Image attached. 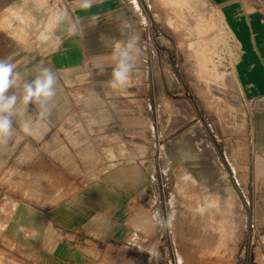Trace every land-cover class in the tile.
<instances>
[{
	"label": "rangeland",
	"instance_id": "374dc122",
	"mask_svg": "<svg viewBox=\"0 0 264 264\" xmlns=\"http://www.w3.org/2000/svg\"><path fill=\"white\" fill-rule=\"evenodd\" d=\"M139 1L158 38L157 78L144 68L125 101L111 102L122 134L114 126L96 148L77 150L80 124L37 132L31 150L0 167V264H27L1 240L19 198L55 204L71 179L131 198L129 239L97 250L98 264H264V152L254 147L251 121L264 108V0ZM187 142L203 149L214 180L199 179ZM215 185L231 220L213 201L197 205L217 195ZM157 209L174 217L170 229L155 223Z\"/></svg>",
	"mask_w": 264,
	"mask_h": 264
},
{
	"label": "crops",
	"instance_id": "0c3cea01",
	"mask_svg": "<svg viewBox=\"0 0 264 264\" xmlns=\"http://www.w3.org/2000/svg\"><path fill=\"white\" fill-rule=\"evenodd\" d=\"M50 2L0 0V59L13 63L21 74L18 87L10 91L19 94L23 82L31 81L41 67L51 68L57 76L56 96L50 102L51 115L41 120L36 106L29 103L27 113L31 115L28 123L32 134L23 131L25 119L14 117L13 135L7 143L0 144V167L17 150H31L33 134L39 132L42 137L53 129L76 126V123L82 128L79 126L75 134L80 142L73 149L96 148V138L111 134L118 124L111 102L118 106L122 98L125 101L128 87L138 86L131 80L143 73L144 68L156 78L160 71L158 38L144 18L139 0H96L87 12L80 11L78 0ZM182 3L193 5L189 0ZM58 9L67 10L72 17L84 18L82 40L67 34L66 22L56 27L50 25ZM93 16H99L97 23L91 19ZM123 20L139 36L136 67L131 84L113 90L108 81L115 61L111 46L105 47L102 38L122 39L119 23ZM49 31L54 32L52 39H40L41 33ZM248 89L253 90L250 86ZM251 121L254 147L264 152V108H255ZM115 131L122 134L118 128ZM67 182L69 195L59 202L37 204L19 198L3 223L1 240L12 246L14 254L27 264H98L97 250L120 244L131 232L133 206L124 191L100 182L85 186L78 180Z\"/></svg>",
	"mask_w": 264,
	"mask_h": 264
},
{
	"label": "clouds",
	"instance_id": "9594fccd",
	"mask_svg": "<svg viewBox=\"0 0 264 264\" xmlns=\"http://www.w3.org/2000/svg\"><path fill=\"white\" fill-rule=\"evenodd\" d=\"M96 0H78L80 11H89ZM98 22L99 16L91 17ZM67 23V34L69 36H79L83 39L85 33L84 18L72 17L65 9H58L50 20L53 27ZM95 25V24H94ZM92 25V26H94ZM119 31L122 39H104L105 47L111 46L112 58L115 61L112 67L111 77L108 84L113 90H122L129 84L131 74L136 67L135 49L137 47L139 36L131 29L130 24L123 20L119 23ZM54 37V32L49 31L47 34L41 33L40 39L50 40ZM58 39V38H57ZM104 69H100V74ZM20 72L16 66L5 60L0 59V144L7 143V140L14 132V117L25 119L23 131L26 134H32V127L28 121L31 115L27 113L29 103L36 106L37 116L41 120L47 119L51 115L50 102L56 96L57 76L55 72L48 67H41L39 73L31 79L24 81L19 94L10 91L18 87L17 80L20 78ZM155 223L161 228L172 227L174 217L169 214L163 216L159 209L154 212Z\"/></svg>",
	"mask_w": 264,
	"mask_h": 264
},
{
	"label": "bare ground",
	"instance_id": "6f19581e",
	"mask_svg": "<svg viewBox=\"0 0 264 264\" xmlns=\"http://www.w3.org/2000/svg\"><path fill=\"white\" fill-rule=\"evenodd\" d=\"M187 143H183V146H185L187 144V148H189V150L186 151L185 157H186V160L188 158V160H190V159H191L190 161L194 160L198 164L197 174H198V176H200L199 179H201V176H202V177H210V179L212 178L211 180H214V177H212V174L210 173V169H209L210 168V166H209L210 163H207L208 158H206L207 156L205 157L203 149L202 148H200V149L195 148V146H194V148H192L191 147L192 143L191 142L190 143L187 142ZM182 158H184V157H182ZM209 162H210V160H209ZM202 164H208V166H205V168L203 169L200 166ZM189 176H191V175H189L188 171H187V174H184L182 177H183L184 180H187V183L188 182L192 183V181H194V180L191 179L192 177L190 179H188ZM221 176H223V175H221ZM222 178L223 177H221V179ZM181 180H182V178H181ZM184 180H182V181H184ZM215 188H217V195L215 197H207V199L205 197L202 200V205H200L199 203H197V205L199 206L200 209H202V207H204V203L206 204L209 201L210 202L213 201L212 203L219 209V212L222 214L223 218L227 219V220H231V212H232V210L230 211L231 203H230V201H229V199H228V197L226 195V192L224 191V189L222 187L220 188V190H218L219 186L217 187L215 185ZM9 264H17V263L10 262Z\"/></svg>",
	"mask_w": 264,
	"mask_h": 264
}]
</instances>
